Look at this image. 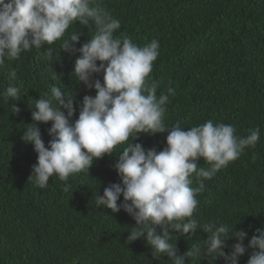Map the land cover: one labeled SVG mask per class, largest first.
<instances>
[{
	"label": "trees",
	"instance_id": "16d2710c",
	"mask_svg": "<svg viewBox=\"0 0 264 264\" xmlns=\"http://www.w3.org/2000/svg\"><path fill=\"white\" fill-rule=\"evenodd\" d=\"M120 21L114 33L132 38L144 46L153 38L160 44L150 76L159 82L157 96L175 88L163 121L169 128L179 125L185 131L208 120L230 124L237 136L258 127L256 146L246 148L238 159L220 169L205 190L197 195L193 214L198 224H226L230 234L245 231V253L239 264H247L248 248L258 229H264V0H96ZM78 31L79 43L90 39L91 29L78 23L68 33ZM68 33L65 34L67 38ZM55 42L53 57L33 48L20 58L0 67V93L9 86L8 73L15 69L22 83L21 100L0 96V264H172L167 256L155 259L142 240L128 242V230L135 221L123 210L113 213L96 207L95 197L110 183H119L113 165L126 145H117L112 156L94 161L89 173L72 175L67 183L56 175L41 189L29 179L37 154L22 140L31 119L32 100L39 99L51 86L62 89L74 101L73 121L78 118L83 96H95L83 82L73 77L79 53L70 55ZM99 65V61H97ZM55 73L58 77L55 76ZM100 79L102 73L94 74ZM19 107L12 113V104ZM47 146L51 122H37ZM171 129H169L170 131ZM168 131L140 133L132 141L145 151L157 152L166 145ZM200 167H208L203 158ZM196 186L195 182L192 185ZM121 196L118 204L122 202ZM177 255L192 247H203L208 234L197 228L195 234L181 236L170 229ZM234 238L222 250L230 255ZM185 264H226L224 256L214 260L185 257Z\"/></svg>",
	"mask_w": 264,
	"mask_h": 264
},
{
	"label": "clouds",
	"instance_id": "9594fccd",
	"mask_svg": "<svg viewBox=\"0 0 264 264\" xmlns=\"http://www.w3.org/2000/svg\"><path fill=\"white\" fill-rule=\"evenodd\" d=\"M77 23L91 29L90 39L80 47H76L80 33H68ZM120 27V21L96 0H0V67L33 48H43L42 54L51 59V45L61 41L60 50L70 55L79 53L73 77L96 93L94 97L83 96L74 121L73 98L65 96L60 87L53 85L39 99H31L33 123L27 124L21 137L37 154L29 179L43 189L56 175L65 182L63 190L67 192L70 176L89 173L94 161L112 156L117 145H126L113 165L119 183H110L102 195L96 193L95 205L113 213L123 210L135 221L127 241L142 239L153 258L167 256L172 264H185V257L214 260L218 256H224L226 264H239L246 251L243 241L247 232H234L232 226L230 234L226 224L200 225L192 217L199 204L196 197L205 190L204 181L238 159L246 148H254L260 129L250 128L246 136H237L232 125L214 124L212 120L187 131L179 125L166 126L165 106L176 90L168 87L157 96L159 82L150 76L159 56V41L153 38L138 46L126 34L114 35ZM101 73L103 83L93 79L94 74ZM7 78L10 84L0 96L5 102L9 98L20 101L22 83H11L18 79L16 70H10ZM11 107L12 113L20 112L15 103ZM37 122H51L47 146ZM165 131L166 146L159 152L155 148L145 151L140 143H132L140 133ZM201 158L207 168L198 164ZM198 227L208 234L203 247L177 255L170 229L184 236L195 234ZM257 231L259 235L247 246L253 250L247 264H264V229ZM230 238L236 243L225 256L222 249Z\"/></svg>",
	"mask_w": 264,
	"mask_h": 264
}]
</instances>
